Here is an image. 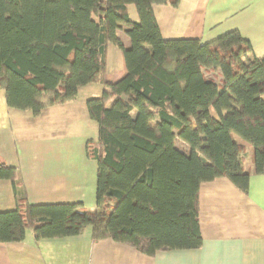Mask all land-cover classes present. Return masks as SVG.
Returning <instances> with one entry per match:
<instances>
[{
  "label": "trees",
  "instance_id": "16d2710c",
  "mask_svg": "<svg viewBox=\"0 0 264 264\" xmlns=\"http://www.w3.org/2000/svg\"><path fill=\"white\" fill-rule=\"evenodd\" d=\"M178 2L0 0V89L8 107L37 114L74 100L81 86L103 85L86 101L98 127L87 147L97 162L96 209L78 214L79 204L33 205L21 196L15 209L0 212V242L20 241L27 230L36 239L61 237L87 223L93 239L148 255L197 248L200 183L224 176L248 190L247 148L234 136L253 147L255 172L264 171V55L255 58L237 30L205 43L164 39L152 5ZM122 26L129 48L117 34ZM109 43L126 68L115 82L105 78ZM0 178L24 193L18 169L3 161Z\"/></svg>",
  "mask_w": 264,
  "mask_h": 264
},
{
  "label": "crops",
  "instance_id": "0c3cea01",
  "mask_svg": "<svg viewBox=\"0 0 264 264\" xmlns=\"http://www.w3.org/2000/svg\"><path fill=\"white\" fill-rule=\"evenodd\" d=\"M152 10L164 39L205 43L237 30L255 58L264 55V0H179L176 6L154 4ZM128 13L136 20L129 7ZM124 29L117 34L129 48ZM106 57V81L115 82L126 74L123 53L109 43ZM102 90L101 84H86L74 100L33 114L8 107L0 89V161L18 169L24 187V193L16 194L12 182L0 178V212L15 209L21 196L33 205L79 204L78 214L96 209L97 162L88 157L87 147L97 140L98 127L88 116L86 101ZM234 138L247 148L248 190L224 176L200 183L199 247L148 255L112 238L93 239L92 226L85 223L78 233L61 237L36 239L27 230L20 241L0 242V264H264V171L255 172L253 147ZM175 147L189 153L179 139Z\"/></svg>",
  "mask_w": 264,
  "mask_h": 264
},
{
  "label": "rangeland",
  "instance_id": "374dc122",
  "mask_svg": "<svg viewBox=\"0 0 264 264\" xmlns=\"http://www.w3.org/2000/svg\"><path fill=\"white\" fill-rule=\"evenodd\" d=\"M128 7H129V10H130V12H131V15H132L133 17H136V19H137V13H136L135 7H134L133 5H129ZM208 76H209V75H208ZM177 145H179V144H177ZM179 146H180V145H179Z\"/></svg>",
  "mask_w": 264,
  "mask_h": 264
}]
</instances>
